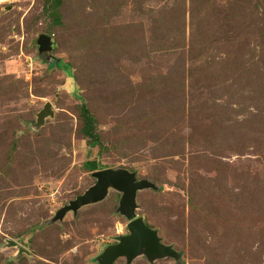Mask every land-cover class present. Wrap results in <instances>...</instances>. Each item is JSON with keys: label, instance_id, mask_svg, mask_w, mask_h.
Here are the masks:
<instances>
[{"label": "rangeland", "instance_id": "rangeland-1", "mask_svg": "<svg viewBox=\"0 0 264 264\" xmlns=\"http://www.w3.org/2000/svg\"><path fill=\"white\" fill-rule=\"evenodd\" d=\"M88 159L155 183L136 213L180 256L129 264H264V0H0V264H98L127 232L112 188L53 218Z\"/></svg>", "mask_w": 264, "mask_h": 264}, {"label": "water", "instance_id": "water-1", "mask_svg": "<svg viewBox=\"0 0 264 264\" xmlns=\"http://www.w3.org/2000/svg\"><path fill=\"white\" fill-rule=\"evenodd\" d=\"M37 44L39 51L51 48V40L45 34L38 36ZM49 107L47 103L37 113L36 126L41 125L46 115H52V110ZM90 174L94 178V182L82 193L60 207L53 218H59L69 210L75 212L82 205L103 199L109 188L120 192L117 211L127 220V232L116 236L115 242L107 244L102 249L96 256L98 264H113L119 257H123L125 263L129 264L138 255H144L149 262L163 257L179 258L180 253L171 245L163 243L157 230L147 225L143 217L136 213L137 190L155 188L154 182L147 178H139L134 171L124 167L95 169ZM9 243L14 244L13 241H9ZM19 250L21 251L22 249L19 248Z\"/></svg>", "mask_w": 264, "mask_h": 264}, {"label": "trees", "instance_id": "trees-1", "mask_svg": "<svg viewBox=\"0 0 264 264\" xmlns=\"http://www.w3.org/2000/svg\"><path fill=\"white\" fill-rule=\"evenodd\" d=\"M80 115L82 117V122H83L80 130L82 134L88 138L89 145H96V144L100 145L98 135L95 133L93 127L94 125L93 116L88 111V108L84 104H81ZM83 164L88 171H93L98 168V164L94 159L85 160Z\"/></svg>", "mask_w": 264, "mask_h": 264}]
</instances>
